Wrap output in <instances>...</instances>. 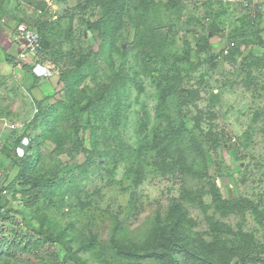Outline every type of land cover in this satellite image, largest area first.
I'll list each match as a JSON object with an SVG mask.
<instances>
[{
	"label": "rangeland",
	"instance_id": "1",
	"mask_svg": "<svg viewBox=\"0 0 264 264\" xmlns=\"http://www.w3.org/2000/svg\"><path fill=\"white\" fill-rule=\"evenodd\" d=\"M147 1L121 0V8L113 0H0L9 34H0L2 43H18L20 23L47 25L43 50L19 61L22 69L5 58L17 60L18 46H0V264H74L60 259L59 241L37 255L25 248L41 235L37 214L55 235L65 232L86 264H157L126 259L114 244L152 241L158 221L175 210L189 219L187 236L217 257L219 246L234 247L231 264L247 253L263 258L247 264H264V223L241 204L221 209L214 193L246 199L264 215V0ZM202 36L209 40L198 49ZM79 60L93 70L67 93L61 72ZM167 85L176 94L163 101ZM31 156L34 175L66 181L33 209L21 183L7 187ZM85 175L86 193L76 195L74 180ZM12 240H23L22 249L6 254Z\"/></svg>",
	"mask_w": 264,
	"mask_h": 264
},
{
	"label": "trees",
	"instance_id": "2",
	"mask_svg": "<svg viewBox=\"0 0 264 264\" xmlns=\"http://www.w3.org/2000/svg\"><path fill=\"white\" fill-rule=\"evenodd\" d=\"M117 2L119 6L122 8V3H119L121 0H113ZM143 4H149L147 0H141ZM154 1V0H151ZM170 4L174 5L175 0H170ZM114 23L117 21L114 20ZM115 25V26H114ZM116 23L113 24V27H116ZM46 23H42L39 27V32L42 35L43 38V48H44V40H45V31H46ZM112 24L109 23L106 30H103V43L102 48H107V50L112 49V43L113 40L109 39L110 33L114 34L115 30H111ZM117 29V28H114ZM166 40H169V37H165ZM209 40V37L202 36L198 40V49H201L202 46ZM261 42V40H260ZM162 48V47H161ZM161 48H157L156 53L159 55ZM110 53L107 52L106 60L111 68H113V62L110 58ZM146 55H149L148 53H145ZM6 59L10 62L14 61V57L11 54L6 53ZM145 60V59H144ZM146 61V60H145ZM142 62L144 63L143 59ZM149 65L148 63H146ZM71 66V65H70ZM24 68L32 69L27 64L23 65ZM85 61L79 60L76 62V64L72 67L66 68V70H63L61 72L62 77L66 80V92H71L75 86L80 84L85 77L89 76L93 70V65L88 66L85 68ZM92 69V70H91ZM119 79V78H118ZM39 77L35 76V83H38ZM176 89L172 87L171 85H167L164 88V91L162 92V98L163 101L166 100L167 93L176 94ZM187 92L186 90H183V93ZM104 99V98H103ZM101 99L100 101H102ZM96 100L92 99V102ZM91 106V104H86L83 109L87 111V109ZM72 113L75 112V108L72 105L71 106ZM71 113V112H70ZM36 118V117H35ZM181 128V127H179ZM180 130V129H178ZM44 132L39 134L41 136V139L43 137ZM158 143H160L159 137H157ZM21 140L18 141V143ZM43 141V140H41ZM40 143V142H39ZM183 154L180 155V159L184 161ZM32 158L28 157L25 159V162H23L20 165V170L17 175H15L14 179L11 183L8 184V188L14 187L18 182L21 183V192H22V198L24 201V206L29 207V209H33L34 205H36L40 198L46 194V192L49 189H53L57 186H62L66 183L65 180L61 179V176L59 173H56L55 175L49 174L48 177H43V175H34L35 173V164L37 162V158L34 156H31ZM93 160H89L86 162L85 165H93ZM163 163H166L165 160H162ZM85 168V173H88ZM88 175H85V177H81L80 179H75L76 182L74 187L72 188L74 193L76 195H80L82 193H86V190H82V181L87 178ZM138 175L135 176L137 178ZM79 181V182H78ZM78 182V183H77ZM81 192V193H80ZM89 193V192H88ZM215 198L216 201L219 202V205H221V209L223 208H233L238 207V204H241L242 207L246 208L249 207L253 210L254 213L258 215V218L264 223V215L259 212L258 207L251 204L250 202H247L246 199H228V200H221V196L218 191H215ZM247 202V205H246ZM19 212L25 213L24 210H18ZM5 216V213L4 215ZM38 218L41 219V224L39 226L38 232L41 233V235L35 239L32 240V235L29 237L28 242H25L24 245L25 248H29L30 251H33L35 255L45 246V243L50 242H62L64 246L66 247V253H61L59 255L60 259L63 262H67L68 260H72L74 264H86V261L82 259L80 256L77 255L76 252H72V245L69 243L68 240H65L63 238L66 237L63 232L60 235H55V233L51 232L49 228H45V217L46 215L43 214H37ZM164 222L158 221L156 226L153 228L154 230L151 231L150 239L152 241L140 244V243H124L123 239H120L119 242H115V247L117 252L125 257L126 259H135V260H146V259H154L158 263L157 264H231V258L229 254H234V252L237 250L234 247H229L226 251H224L223 247L217 245L220 247V255L217 257V254L211 249L206 248L200 242L192 238L190 235L187 236V230H186V224L189 222V219H187V216L178 210H175L173 214L168 216L166 219H164ZM217 226V225H216ZM226 227V224H221V227ZM22 239V238H21ZM13 241V242H12ZM7 241L8 248L6 249V254L14 253L13 249H22V244L24 243L23 240L20 242H16L15 240ZM0 243H3L2 240H0ZM96 241L92 240L90 243L85 245V249L92 251L93 247L95 246ZM242 248H246V246H241ZM248 245V249H249ZM251 249V248H250ZM2 250V249H1ZM230 251V252H229ZM229 252V253H227ZM233 252V253H232ZM6 254H1V256H4ZM252 254L247 253L243 254L240 264H247L251 260H262L263 258H258L257 256H251ZM4 263V262H3ZM5 264V263H4Z\"/></svg>",
	"mask_w": 264,
	"mask_h": 264
},
{
	"label": "built area",
	"instance_id": "3",
	"mask_svg": "<svg viewBox=\"0 0 264 264\" xmlns=\"http://www.w3.org/2000/svg\"><path fill=\"white\" fill-rule=\"evenodd\" d=\"M22 46L17 56L18 61H28L36 57L43 50V38L41 33L29 27L24 23H20L16 28Z\"/></svg>",
	"mask_w": 264,
	"mask_h": 264
},
{
	"label": "crops",
	"instance_id": "4",
	"mask_svg": "<svg viewBox=\"0 0 264 264\" xmlns=\"http://www.w3.org/2000/svg\"><path fill=\"white\" fill-rule=\"evenodd\" d=\"M10 25V24H9ZM1 27H2V29H1ZM11 27H13V26H10V28ZM7 27H5L4 28V24H0V34H1V39H3L6 35H9V34H6L5 35V33H3V29H6ZM11 30V29H10ZM16 32V31H15ZM3 35V36H2ZM12 35V34H11ZM14 35H16L15 37L16 38H18V43H20V44H18L17 42H13L12 40L13 39H9L8 37H7V40L8 41H6V44L5 43H2L3 41L0 39V46L1 47H3L4 49H6V52L14 45V44H16L17 46H18V50H20V48H21V46H22V42H21V40H19V37H18V35H17V33L16 34H14ZM6 38V37H5ZM6 40V39H5ZM8 54V53H7ZM9 54H11V53H9ZM12 55V54H11ZM13 57H14V61H12V63H13V65H14V69H22L21 68V65H20V62L18 61V60H16L15 59V57L16 56H14V55H12ZM5 58H6V54H5ZM7 60V59H6ZM23 69H25L26 71H27V69L26 68H23ZM25 70H23V71H25ZM34 83H35V77H34Z\"/></svg>",
	"mask_w": 264,
	"mask_h": 264
},
{
	"label": "clouds",
	"instance_id": "5",
	"mask_svg": "<svg viewBox=\"0 0 264 264\" xmlns=\"http://www.w3.org/2000/svg\"><path fill=\"white\" fill-rule=\"evenodd\" d=\"M16 28H17V26H16ZM16 28H15V30H16ZM37 30V29H36ZM16 33H17V31H16ZM18 35V34H17Z\"/></svg>",
	"mask_w": 264,
	"mask_h": 264
}]
</instances>
